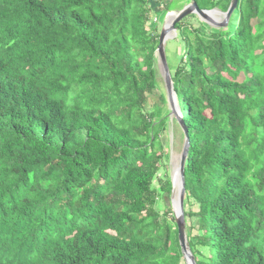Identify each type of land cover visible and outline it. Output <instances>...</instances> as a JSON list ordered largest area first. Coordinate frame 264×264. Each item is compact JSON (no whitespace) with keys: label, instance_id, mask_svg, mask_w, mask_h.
I'll use <instances>...</instances> for the list:
<instances>
[{"label":"trees","instance_id":"trees-1","mask_svg":"<svg viewBox=\"0 0 264 264\" xmlns=\"http://www.w3.org/2000/svg\"><path fill=\"white\" fill-rule=\"evenodd\" d=\"M171 1L0 0V264H185L151 22ZM184 20L170 75L188 248L264 264V0H238L225 27Z\"/></svg>","mask_w":264,"mask_h":264},{"label":"water","instance_id":"water-1","mask_svg":"<svg viewBox=\"0 0 264 264\" xmlns=\"http://www.w3.org/2000/svg\"><path fill=\"white\" fill-rule=\"evenodd\" d=\"M238 0H230L229 7L227 11L224 13L225 22L218 27H225L230 16L232 15L233 11L237 7ZM215 10V9H214ZM214 10L206 11L200 10L196 3L190 1L187 5L182 7L180 10L172 13L168 12L169 17L164 21L162 27L159 30L158 34V45L155 51V55L160 63L162 69V78L164 84V91L166 94L167 102L170 105V113L173 114V119L181 128L183 135H184V144L179 159L177 161L175 170L173 172V176L171 177V205L172 211L174 215L175 224L177 227L178 233V242L181 249L182 258L185 264H196L192 254L189 251L186 233H185V220H184V211H183V201H184V167L187 158V151L189 147V140L187 129L183 123L182 117L180 115V110H175L172 105V96H174L173 87H172V80L170 71L168 69L165 52H164V45L167 40H169L171 33H176L175 25L180 23L185 18L195 15L204 23L209 25H214L213 21L210 18V14L214 12ZM166 16V17H167ZM169 19V21H168Z\"/></svg>","mask_w":264,"mask_h":264},{"label":"rangeland","instance_id":"rangeland-1","mask_svg":"<svg viewBox=\"0 0 264 264\" xmlns=\"http://www.w3.org/2000/svg\"><path fill=\"white\" fill-rule=\"evenodd\" d=\"M170 0H167V2ZM166 2V3H167ZM184 1H179V0H173L170 3V6L172 7V13L176 12L179 10V7L181 5H184ZM187 5V4H185ZM184 5V6H185ZM225 12H221L217 9L214 10L210 14V18L213 21L214 25H209L207 23H204L201 19H199L197 16L192 15L187 17L183 25L185 26H190L192 28H200L201 23H204L206 25H209L211 27L218 28L219 25L223 24L225 22ZM170 14L167 13L164 15H160L159 18H156L153 14H151V22L153 23L154 21L159 24V27L161 28L164 21L169 17ZM167 16V17H166ZM164 52H165V58H166V63L168 66L169 71L176 69L178 65L180 64L183 54H184V43L181 41L180 37L178 36L177 33H171L169 40L166 41L164 45ZM155 71L157 74V81H158V87L160 88L161 92L164 90V84H163V78H162V69L160 66V63L157 59V56L155 55ZM157 93V92H156ZM166 95V94H165ZM166 98V96H165ZM167 99V98H166ZM172 105L175 110L178 109V104L175 100V97L172 96ZM167 107L170 109V105L167 102ZM169 126H168V131H167V137L169 139V155H168V174L169 177L171 178L173 176V172L175 170L177 161L179 159V156L181 154V151L183 149V144H184V139L181 135V130L177 126L175 120L173 119V114H169ZM172 163V164H171ZM170 204H171V198H169ZM172 207V206H171Z\"/></svg>","mask_w":264,"mask_h":264},{"label":"bare ground","instance_id":"bare-ground-1","mask_svg":"<svg viewBox=\"0 0 264 264\" xmlns=\"http://www.w3.org/2000/svg\"><path fill=\"white\" fill-rule=\"evenodd\" d=\"M168 21H169V19H168ZM172 164V163H171Z\"/></svg>","mask_w":264,"mask_h":264},{"label":"built area","instance_id":"built-area-1","mask_svg":"<svg viewBox=\"0 0 264 264\" xmlns=\"http://www.w3.org/2000/svg\"><path fill=\"white\" fill-rule=\"evenodd\" d=\"M155 22V21H154Z\"/></svg>","mask_w":264,"mask_h":264}]
</instances>
